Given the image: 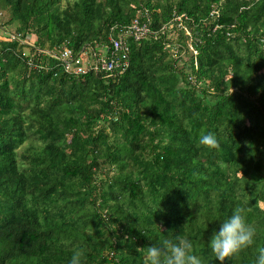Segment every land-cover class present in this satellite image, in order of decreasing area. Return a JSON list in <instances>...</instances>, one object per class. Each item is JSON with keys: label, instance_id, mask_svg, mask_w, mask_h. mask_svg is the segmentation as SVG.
<instances>
[{"label": "trees", "instance_id": "16d2710c", "mask_svg": "<svg viewBox=\"0 0 264 264\" xmlns=\"http://www.w3.org/2000/svg\"><path fill=\"white\" fill-rule=\"evenodd\" d=\"M135 19L157 34L126 37L121 73H69L43 52L108 46ZM0 22V264H67L75 251L82 264H142L137 248L169 232L219 264L207 242L235 209L254 242L224 264H254L264 0H0ZM207 133L215 147L199 142ZM100 215L116 229L103 235Z\"/></svg>", "mask_w": 264, "mask_h": 264}, {"label": "clouds", "instance_id": "9594fccd", "mask_svg": "<svg viewBox=\"0 0 264 264\" xmlns=\"http://www.w3.org/2000/svg\"><path fill=\"white\" fill-rule=\"evenodd\" d=\"M199 142L211 147H215L217 143L211 133L201 136ZM99 217L105 221L100 226L103 235L105 230L109 233L110 230L116 229L117 224L108 222L106 215ZM254 236L255 228L246 221L240 209H235L230 215L222 218L219 229L213 230L207 246L219 264H224L226 259L232 260L242 249L253 245ZM137 251L143 257L142 264H203L200 257L194 254L190 238L170 232L165 237L158 238L155 244L138 247ZM67 264H82V253L73 252ZM254 264H264V247H258Z\"/></svg>", "mask_w": 264, "mask_h": 264}, {"label": "built area", "instance_id": "2783aa9c", "mask_svg": "<svg viewBox=\"0 0 264 264\" xmlns=\"http://www.w3.org/2000/svg\"><path fill=\"white\" fill-rule=\"evenodd\" d=\"M178 16L177 19H181ZM157 32L152 30L145 22L138 19L124 27L116 38L110 36L108 46L98 48H86L75 54L71 48L61 47L57 50H43L46 55L57 58L65 71L74 74H83L88 71L95 73L105 72L111 75L121 73L129 65V47L127 38L133 36L135 39L145 38L148 35L156 36ZM192 49V47L190 46Z\"/></svg>", "mask_w": 264, "mask_h": 264}, {"label": "rangeland", "instance_id": "374dc122", "mask_svg": "<svg viewBox=\"0 0 264 264\" xmlns=\"http://www.w3.org/2000/svg\"><path fill=\"white\" fill-rule=\"evenodd\" d=\"M2 18V17H1ZM1 23V22H0ZM189 48H190V46H189ZM185 55H186V53H185Z\"/></svg>", "mask_w": 264, "mask_h": 264}]
</instances>
